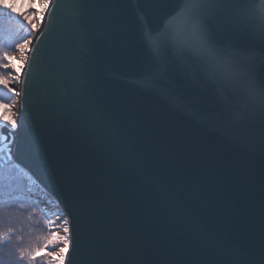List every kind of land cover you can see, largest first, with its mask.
<instances>
[{
    "label": "water",
    "instance_id": "water-1",
    "mask_svg": "<svg viewBox=\"0 0 264 264\" xmlns=\"http://www.w3.org/2000/svg\"><path fill=\"white\" fill-rule=\"evenodd\" d=\"M185 2L51 0L35 32L6 164L70 215L66 264H86V246L93 264H260L259 101L235 103L187 56L169 60L166 84L211 120H194L167 89L147 90L144 33L170 22L182 34Z\"/></svg>",
    "mask_w": 264,
    "mask_h": 264
},
{
    "label": "snow or ice",
    "instance_id": "snow-or-ice-1",
    "mask_svg": "<svg viewBox=\"0 0 264 264\" xmlns=\"http://www.w3.org/2000/svg\"><path fill=\"white\" fill-rule=\"evenodd\" d=\"M256 2L261 4L259 9L250 7L249 0H186L177 13L184 21L182 34L175 32L170 22H165L158 30L145 31L147 90L161 92L167 89L173 103L194 120H211L210 114L184 102L178 91V82L166 84L172 79L167 70L169 60L187 56L201 65L211 80L219 81L235 103L248 105L259 101L264 109V0ZM50 8L54 9L51 0H0V18L19 17L29 26L30 33L38 32L45 16H51ZM32 43L31 39L18 43L15 54L0 47V89L4 90L0 93V143L5 144L9 156L20 127L16 105L12 101L24 95L23 90H17L15 85L21 82L25 65L31 68L29 53L33 52ZM3 196L0 190V203L7 204ZM61 223L63 236L52 230L42 246L21 251L19 259L27 257L35 262L47 257V264H66L73 244L70 215L61 217ZM0 239L8 241L7 233ZM84 256L86 264H93L94 252L90 247H85ZM237 264H247V260ZM260 264H264V252Z\"/></svg>",
    "mask_w": 264,
    "mask_h": 264
},
{
    "label": "rangeland",
    "instance_id": "rangeland-1",
    "mask_svg": "<svg viewBox=\"0 0 264 264\" xmlns=\"http://www.w3.org/2000/svg\"><path fill=\"white\" fill-rule=\"evenodd\" d=\"M8 25L10 28H7ZM12 25L15 28L12 27ZM9 29L10 31H8ZM0 31H2V35L0 36L1 37L0 47H3V50L8 51L10 54H15L14 48L18 43H21L25 39L33 40L35 35V32H31V33L29 32V26H27L26 22H23L22 19L19 17H14L11 20L1 18ZM15 87L18 90L19 84H16ZM3 91H4L3 89H0V93H2ZM12 102L15 103L18 114V107H17L18 97L14 98ZM1 153L6 155V159L11 157L7 154V149L5 148L3 151H1ZM10 167H12L11 168L12 173L9 174H8L9 170L6 169L5 171H3L2 169H0V184L2 186V189H4V191L11 190L14 193L19 191L22 197L25 196L26 199L27 198L34 199L37 202V204L35 203V206L36 207L41 206V210H43L42 212L41 210L38 211V209H35L37 211H32L30 207L33 208L34 205H32V203H27L25 200L21 199L23 200V202H19L17 205H19L20 210H22L23 213H25L27 217V221L31 223L32 220L34 222L35 229H37L36 232L37 235L36 237H31V238L28 237V234L31 235V233L28 232L29 229L26 226V224L28 223L25 221L26 220L25 217H23L22 219H19L17 223L11 224L12 228L17 230L20 229L22 231V235L16 236V241L14 242L15 243L14 245L24 244V247L20 249V252L31 251L36 247L42 246L45 238L50 236L52 230H55L61 236H63V232H62L63 225L61 223V217H63L64 214L62 210L59 209L58 206L54 202H52V200H49L48 205L46 204L41 205L43 201L42 197L38 193L33 194L32 196V191H34L36 187L29 186L32 182L31 178L30 177L27 178L26 176H24L18 169L14 168V165L10 164ZM4 172H6L7 174H5ZM13 181H15L16 184L18 183L16 185V188L20 184L21 185L25 184L28 185L29 187L28 188L21 187L15 189L13 185ZM44 202L46 203V201ZM47 207L49 212L46 209ZM28 210H30L31 213L28 212ZM23 231L25 232L23 233ZM39 232L43 233L42 236L39 235ZM9 233H11L12 237L15 236V234H13L11 231H9ZM10 240L12 241V239ZM47 259H48L47 257H43V259H38L37 261L33 262L31 260H28L27 257H25L24 260H20V264H47Z\"/></svg>",
    "mask_w": 264,
    "mask_h": 264
},
{
    "label": "trees",
    "instance_id": "trees-1",
    "mask_svg": "<svg viewBox=\"0 0 264 264\" xmlns=\"http://www.w3.org/2000/svg\"><path fill=\"white\" fill-rule=\"evenodd\" d=\"M12 27L14 26L12 25ZM7 28H10L9 25L7 26ZM8 31H10V29ZM1 35H2V31H0V36ZM3 157H4L3 155H0V165L4 163ZM0 169H2L3 171L6 170V168H0ZM32 185L33 184L31 182L29 186H32ZM0 190H2L4 193L3 199H7L8 201L7 204L0 203V237H3L5 233H7L8 235V241H3L2 239H0V261H2V264H20L19 252H20V249L24 247V244L14 245L15 244L14 242L16 241V236L22 235V231L20 229L17 230V229L12 228L11 224L17 223L19 219H22L23 217H25L26 219L25 221L28 223L26 224V226L29 229L28 232L31 233V235L28 234V237L30 238L36 237L37 229H35V224L32 220H31V223L27 221V217L25 213H23V211L20 210V206L17 205L19 202H23L24 199L21 200L22 196L19 193L11 194L12 192L11 190H8L9 192L4 191V189H2L1 184H0ZM31 208L32 207H30V209ZM28 212L31 213L30 210H28ZM30 213H29V216H30ZM9 231L15 234V236L12 237ZM24 232L25 231H23V233ZM42 234L43 233L39 232L40 236H42ZM10 239H12V241Z\"/></svg>",
    "mask_w": 264,
    "mask_h": 264
}]
</instances>
